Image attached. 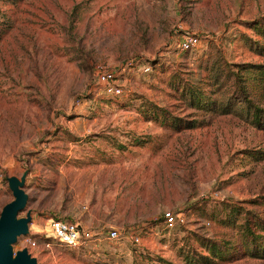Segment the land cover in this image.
Listing matches in <instances>:
<instances>
[{
    "label": "rangeland",
    "instance_id": "374dc122",
    "mask_svg": "<svg viewBox=\"0 0 264 264\" xmlns=\"http://www.w3.org/2000/svg\"><path fill=\"white\" fill-rule=\"evenodd\" d=\"M186 34L200 43L182 52ZM261 65L264 0H0V215L28 172L39 264H207L208 242L229 246L216 264H264L242 246L246 218L264 220V127L215 111L246 106L242 88L263 108L244 71ZM167 211L186 225L166 230ZM55 218L88 226L89 246L44 250Z\"/></svg>",
    "mask_w": 264,
    "mask_h": 264
},
{
    "label": "built area",
    "instance_id": "2783aa9c",
    "mask_svg": "<svg viewBox=\"0 0 264 264\" xmlns=\"http://www.w3.org/2000/svg\"><path fill=\"white\" fill-rule=\"evenodd\" d=\"M199 43L200 38L198 36L186 34L180 39L178 48L182 52H189L194 50ZM145 71L148 72L149 68H146ZM97 77L99 83L105 86L108 94L117 97L123 94V89L114 84L117 80L115 71L101 68L97 71ZM186 218V212L167 211L164 213V226L166 230H174L178 226H185ZM93 237V232L81 223L63 218H55L50 221L48 226L43 249L47 251L51 250L52 242H56L59 246L70 249L88 247ZM107 238L111 241L118 240L120 238V233L117 230L110 231L107 234ZM21 240L23 247L28 249L29 253L33 254V252H38V250H40L41 246L39 241L31 234L22 237ZM134 241L139 243L140 238L136 236Z\"/></svg>",
    "mask_w": 264,
    "mask_h": 264
},
{
    "label": "trees",
    "instance_id": "16d2710c",
    "mask_svg": "<svg viewBox=\"0 0 264 264\" xmlns=\"http://www.w3.org/2000/svg\"><path fill=\"white\" fill-rule=\"evenodd\" d=\"M251 71L254 73H257L260 80L264 81V66H247L245 67L244 71ZM231 72H228L229 75ZM233 73V72H232ZM234 77V83L237 84V88L240 85V82L243 81V78H241L240 70L239 72H236L232 74ZM220 78V76H219ZM232 79V78H231ZM232 80V81H233ZM233 83V82H232ZM241 88H239L240 90ZM240 94L234 96L236 101L235 103H240V105H243L244 103L246 106L242 107L241 110H238V108H235V106L231 102H226L224 106L217 107L215 111H220L221 113L228 115V114H237L243 116L244 120L250 124H252L254 127L263 128L264 127V107H259L253 105V102L251 100L250 93L245 88H242ZM236 92V91H235ZM190 103L192 106L197 108H205L207 107L206 104L202 102V96L200 93L196 92H190ZM234 98H230V101H232ZM205 105V106H204ZM237 109V110H236ZM253 223V224H252ZM251 223L249 217L246 218L244 224H243V233H244V240H243V248L245 249L244 253L246 255L251 256L252 258L257 259H264V245H261V243L264 242V220L258 219ZM252 226L255 227V229L258 231H254L252 229ZM207 252H208V258L207 264H216L217 262H225L228 261L231 257V252H229V246H226L225 249L222 248V246L217 245L215 243L208 242L207 245ZM188 264H194L191 260L188 259Z\"/></svg>",
    "mask_w": 264,
    "mask_h": 264
},
{
    "label": "water",
    "instance_id": "95a60500",
    "mask_svg": "<svg viewBox=\"0 0 264 264\" xmlns=\"http://www.w3.org/2000/svg\"><path fill=\"white\" fill-rule=\"evenodd\" d=\"M27 175L25 172L21 178H8L14 200L3 208L0 215V264H39L28 249L15 252L13 248L20 238L30 234L32 213L29 211L26 217L19 216L26 210L29 200L24 190Z\"/></svg>",
    "mask_w": 264,
    "mask_h": 264
},
{
    "label": "crops",
    "instance_id": "0c3cea01",
    "mask_svg": "<svg viewBox=\"0 0 264 264\" xmlns=\"http://www.w3.org/2000/svg\"><path fill=\"white\" fill-rule=\"evenodd\" d=\"M49 223H50V221H49ZM83 225V224H82ZM83 226H85V225H83ZM86 228L88 227V226H85ZM48 228V227H47ZM46 234V233H45Z\"/></svg>",
    "mask_w": 264,
    "mask_h": 264
}]
</instances>
